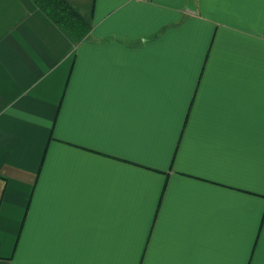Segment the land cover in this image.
Masks as SVG:
<instances>
[{"label": "crops", "instance_id": "1", "mask_svg": "<svg viewBox=\"0 0 264 264\" xmlns=\"http://www.w3.org/2000/svg\"><path fill=\"white\" fill-rule=\"evenodd\" d=\"M64 1L0 0V264L260 259L264 0Z\"/></svg>", "mask_w": 264, "mask_h": 264}, {"label": "trees", "instance_id": "2", "mask_svg": "<svg viewBox=\"0 0 264 264\" xmlns=\"http://www.w3.org/2000/svg\"><path fill=\"white\" fill-rule=\"evenodd\" d=\"M36 7L56 26L83 41L91 31L90 25L64 0H34Z\"/></svg>", "mask_w": 264, "mask_h": 264}, {"label": "snow or ice", "instance_id": "3", "mask_svg": "<svg viewBox=\"0 0 264 264\" xmlns=\"http://www.w3.org/2000/svg\"><path fill=\"white\" fill-rule=\"evenodd\" d=\"M201 76H203V72L200 73ZM193 99H195V97H193ZM189 112H191V109L188 110ZM184 125H188L189 124V120L187 118H185V120L182 122ZM181 138H183V133L180 134ZM180 146L177 145V150L179 151ZM166 187V186H165ZM160 202L163 203L165 200V197L161 196L160 198ZM154 215L156 218H154V220L151 223V227L155 230V234L159 233V229L162 226V221H163V213L160 209H155L154 210ZM254 240H256L257 242H261L264 241V235L258 236V237H254ZM151 251L152 249L149 248L148 249V254L151 255ZM249 252L252 254L253 257L256 256V249L252 248L251 246L249 247ZM145 264H148V262L146 261ZM244 264H264V248H262L261 253H260V259H251L248 261H245Z\"/></svg>", "mask_w": 264, "mask_h": 264}]
</instances>
